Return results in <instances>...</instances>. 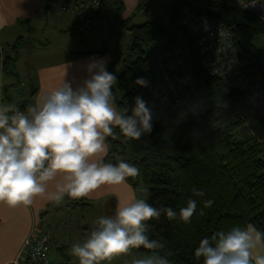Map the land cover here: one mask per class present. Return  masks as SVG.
<instances>
[{
  "label": "trees",
  "instance_id": "trees-1",
  "mask_svg": "<svg viewBox=\"0 0 264 264\" xmlns=\"http://www.w3.org/2000/svg\"><path fill=\"white\" fill-rule=\"evenodd\" d=\"M108 1L101 0L98 19ZM112 1L123 8L122 0ZM201 6L212 11L210 16L205 15L207 18L220 21L229 29L238 52L247 59L248 65L240 71L241 80L213 75L197 59L194 38L181 23V13L184 10L197 13ZM128 21L122 23L126 25ZM127 29L131 43L121 59L122 69L113 85V95L119 111L131 109L134 97H142L152 110V130L134 140L114 128L115 135L105 141L109 148L105 159L112 162L124 159L135 164L139 174L126 181L136 197L142 198L144 190L145 200L154 207L163 204L178 211L186 206L189 197L197 200V210L189 223L178 217L169 220L162 213L158 219L148 221V234L150 238L163 240L165 248L161 252L168 255L172 264H203L202 258L197 260L194 255L201 238L248 224L264 231V114L249 103L241 90L256 75L264 83L262 56L254 44L255 38L264 36V22L236 0H179L167 7L161 22L149 21ZM176 43L188 47L194 80L208 90L209 111L181 122L163 110L146 86L135 83L137 77L146 79L152 73L151 46L162 53ZM103 54L105 50L79 55ZM10 63V59L3 58L4 74L12 73ZM111 69L112 64L107 70ZM36 90L30 84L32 99ZM29 104L17 106L24 110ZM193 188L203 190L204 195L194 196ZM207 199L213 200L210 207L203 204ZM131 251L146 255L150 250L141 246Z\"/></svg>",
  "mask_w": 264,
  "mask_h": 264
},
{
  "label": "clouds",
  "instance_id": "clouds-1",
  "mask_svg": "<svg viewBox=\"0 0 264 264\" xmlns=\"http://www.w3.org/2000/svg\"><path fill=\"white\" fill-rule=\"evenodd\" d=\"M241 2V0H240ZM264 0H244V7ZM89 76L73 87L65 78L51 91L41 93L24 110L15 103L0 101V202L8 206H30L37 197L54 204L65 198L80 199L103 185H122L136 177L139 168L124 159L112 162L106 139L118 127L127 139L139 140L152 130V110L139 95L131 109L117 110L113 85L117 77L106 69L103 58L90 59ZM136 84L147 86L144 77ZM130 111V114H128ZM203 196L201 189H192ZM205 207L212 199L203 201ZM197 200L188 198L178 211L171 206L154 207L134 197L120 204L111 216H99L82 242L71 246L69 255L79 264H104L119 254L143 246L148 254L130 264H172L161 252L165 244L150 238L149 223L163 213L189 223ZM264 244V231L256 226H233L199 240L194 249L203 264H264V253L254 250Z\"/></svg>",
  "mask_w": 264,
  "mask_h": 264
},
{
  "label": "crops",
  "instance_id": "crops-1",
  "mask_svg": "<svg viewBox=\"0 0 264 264\" xmlns=\"http://www.w3.org/2000/svg\"><path fill=\"white\" fill-rule=\"evenodd\" d=\"M46 1L0 0V101L3 99V88L13 84L6 83L8 76H5L2 71V60L10 59L9 70H12V75L18 77L15 66L20 61H24V51H21L23 46L31 52L30 56L34 65H27L20 70L27 76V84L37 87L33 102L44 91H51L58 87L65 72V78L71 81L75 88L89 76L87 64L90 59H107L106 54L99 57L79 55L88 52L78 50L79 40L75 41V46L62 44L58 49L52 50L51 38L67 37L69 39L70 35H74V31L79 32V24L72 14L49 11L46 8ZM99 21L100 18L98 24ZM5 90L8 93L7 89ZM122 185L127 187L126 182ZM105 186L80 199L66 197L64 202L58 205L42 197H37L30 206L12 207L0 202V264H12L25 238L32 233L40 232H48L50 235L48 258L52 264H79L76 257L69 255L71 242H73L71 238L75 232L71 229V232L65 233V228L74 225V222L79 220L78 217L82 218L83 210L97 206L94 199L106 196L108 201L106 200L103 205L100 203L99 207L106 211V213L101 211L105 215L111 212L116 200L111 199L114 193L106 192ZM54 226H57L58 231H53ZM74 226L75 230L81 229L79 224ZM86 232L87 227H84V230L77 234H86ZM86 237L80 236L78 242H82ZM254 251L264 253V244ZM140 256L143 255L131 251L116 255L111 261L104 263L130 264L134 257Z\"/></svg>",
  "mask_w": 264,
  "mask_h": 264
},
{
  "label": "built area",
  "instance_id": "built-area-1",
  "mask_svg": "<svg viewBox=\"0 0 264 264\" xmlns=\"http://www.w3.org/2000/svg\"><path fill=\"white\" fill-rule=\"evenodd\" d=\"M264 22V2L244 7ZM101 0H47L46 8L53 13L72 14L79 24V31L87 32L97 26V13ZM181 23L194 38L197 59L209 72L225 80L239 78L241 70L248 65L247 59L238 52L229 29L220 21L205 15L184 10ZM154 63L152 73L146 77L147 89L158 100L165 112L177 122L199 118L209 111L208 90L194 80L188 56L190 52L183 43L169 46L159 53L155 46L150 47ZM238 80V81H239ZM249 103L264 114V83L260 77L250 85L241 86ZM50 235L48 232L30 234L21 246L12 264H52L48 258Z\"/></svg>",
  "mask_w": 264,
  "mask_h": 264
},
{
  "label": "rangeland",
  "instance_id": "rangeland-1",
  "mask_svg": "<svg viewBox=\"0 0 264 264\" xmlns=\"http://www.w3.org/2000/svg\"><path fill=\"white\" fill-rule=\"evenodd\" d=\"M179 0H124L123 8L118 7L119 4H116L114 1L110 0L107 2L103 16L100 17L99 24L93 31L87 33L81 31H74V35H70L67 39L65 38H51V48L60 47L62 44L74 45L75 41L79 40L78 50L79 51H106V69L112 64V69L110 72L117 75L122 69V57L127 53L128 47L131 43V35L128 31V27L132 25H140L149 21H160L163 18L164 11L167 7L174 5ZM243 1V0H241ZM118 7V8H117ZM128 21V24L124 25L123 21ZM78 44V43H77ZM254 44L256 48L260 51L262 60L261 66L264 70V36H259L255 38ZM23 53V62H19L15 68H17L18 77L12 75V73H5L7 80V85L13 83L10 86L3 88L2 96L3 102H11L15 104L25 103L29 104L32 102V96L30 93V85L27 84V76L20 70L27 67V65H33L32 57L30 56V51L27 50L24 46L21 48ZM118 56V58H116ZM49 57V56H48ZM12 71V70H11ZM16 71V70H15ZM27 84V85H26ZM26 85V86H25ZM8 93H6V90ZM127 183V181H126ZM105 191L112 194L111 199L116 200L115 205H112L111 212H107L108 215L101 213V211H106L100 208L99 204L103 203L108 198L102 197L94 199L95 205L91 209H85L82 211V218L78 217V221L74 222L75 224L81 225L80 230H75L76 227L72 224L66 226L65 233L74 230V236L71 238L73 243L78 242L80 236H88L91 230L95 227L94 221L99 216H111L115 213V209L122 203L127 200L136 197L133 188L127 183V187L123 185H106ZM116 198H115V197ZM142 198L146 199V193L142 190ZM85 219L86 221H84ZM84 227H87L86 234H77L84 230ZM62 229V228H61ZM53 231H58L57 226L53 228ZM87 238V237H86ZM15 260V259H14ZM106 264V263H104Z\"/></svg>",
  "mask_w": 264,
  "mask_h": 264
},
{
  "label": "water",
  "instance_id": "water-1",
  "mask_svg": "<svg viewBox=\"0 0 264 264\" xmlns=\"http://www.w3.org/2000/svg\"><path fill=\"white\" fill-rule=\"evenodd\" d=\"M198 14L201 15H211L212 11L207 7V6H201L198 10H197Z\"/></svg>",
  "mask_w": 264,
  "mask_h": 264
}]
</instances>
